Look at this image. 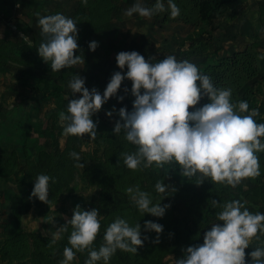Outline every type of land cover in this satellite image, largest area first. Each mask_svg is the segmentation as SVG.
<instances>
[{"label":"rangeland","instance_id":"rangeland-1","mask_svg":"<svg viewBox=\"0 0 264 264\" xmlns=\"http://www.w3.org/2000/svg\"><path fill=\"white\" fill-rule=\"evenodd\" d=\"M194 1H185L189 5V10L186 12L189 13L187 23L183 21L181 8L180 15L171 19L168 11L158 13L150 19L138 14L128 17L124 12L132 7L136 0H110L111 20L107 23L109 24L107 28L99 29V34L94 36L89 34L84 43H78L79 51L74 53L83 55L85 63L53 72L50 62L45 63L37 52L40 44L46 40L41 33L38 19L40 16L59 12L73 18L77 22V28H80L83 20L76 18V14L82 13L84 8H80L77 0H0V48H11L12 51H7L0 58V108H5L3 113H0V173H4L0 176V252L5 248L8 236L16 229L8 200L9 188L13 189L25 183L24 178L18 183L13 177L4 181L6 170H12L8 174L9 177L15 171H20L24 163L17 166L2 164H6L5 162L11 159L17 161L20 158L21 161L26 154L31 160L36 161L42 150L54 154L56 148H62L61 150L71 148L81 157H85L90 165H94L104 159L108 146L104 135L120 120L115 112H119L122 107L127 108L128 111L132 110L135 99L131 95L132 86L127 87L122 82L117 96L109 98L103 104L104 111L92 116L93 121L98 122L97 136L94 140L90 141L87 134L82 138L65 136L58 114L60 112L67 114L68 102L81 97L80 93L73 95L68 87L73 74H79L85 80V87L90 91L95 88L102 95L111 79L105 70L117 66L116 56L120 52H141L148 62L153 60V63L162 60L164 54L170 53L169 55H174L177 60H188L196 64L204 74L211 77L213 82L214 78L210 70L217 62L231 59L238 54H246L254 60L257 69V75L248 85L252 90L248 104L250 109H258L259 116L264 119V41L260 39L262 32L257 28L260 23L259 7L264 4V0H240L238 4L229 6L226 14L219 19L218 24L221 26H207L206 35L192 43L195 53L186 58L184 54L188 52L191 43H184L185 37L196 29L191 14ZM175 2L179 3V0ZM141 3L145 7H151L155 0H141ZM222 23L225 24L222 26ZM24 36H27V39H23ZM91 41L98 42L95 51L89 50L88 45ZM53 83L60 85L64 90L65 95L63 94L59 100L50 96L49 86ZM125 88L128 89L127 92L124 91ZM118 96H123L124 99L118 101ZM208 102L205 96L195 107ZM192 110L193 108L190 107L189 111ZM109 111H113L111 117L106 115ZM257 155L261 173L258 176V186L246 181L245 178L234 188L224 183L217 182V184L227 187V190L220 186L218 188L227 192L228 201L240 200L250 212L264 213V197L258 201L247 198L254 187L261 188L264 194V152ZM118 162L116 168L127 175L129 168L128 171H124L122 161L118 160ZM153 166L156 175L160 176L161 173L156 165ZM196 177L209 180L202 178L200 174ZM167 179L169 184L173 183V179ZM70 187L72 189L70 196L43 204L29 216H23L20 221L22 231L53 240V234L61 227V223H67L72 218L73 209L77 205L84 211L96 208L99 188L88 184L83 170H76ZM169 188L166 192L172 190L171 186ZM170 202L169 199L165 201L166 204ZM143 215L144 222L159 223L163 226V231L159 234L155 231L146 232L143 223L141 238L147 236L148 239L144 240L142 248L148 252L143 256L142 264H175L178 258L183 257L184 249L203 244L205 232L199 231L193 225L182 205L176 203L173 210L167 208L162 218L144 214L137 209V217ZM100 217L103 220L104 216L100 214ZM258 236L259 239L254 237L250 240L247 248L249 253L257 247H264V234L258 233ZM157 239L158 242H155ZM57 240L49 247L50 259L54 264H60L64 259V248ZM24 242L29 245V249L32 248L31 238H23L21 243ZM102 243L105 241L102 240ZM25 251L22 244L19 248L11 250V258ZM245 260L249 261L250 256L248 255ZM12 261L3 263L0 259V264H10ZM13 263L15 264L14 261ZM70 264H79L76 256Z\"/></svg>","mask_w":264,"mask_h":264},{"label":"clouds","instance_id":"clouds-1","mask_svg":"<svg viewBox=\"0 0 264 264\" xmlns=\"http://www.w3.org/2000/svg\"><path fill=\"white\" fill-rule=\"evenodd\" d=\"M86 5L88 0H81ZM170 12L171 18L180 15L175 0H155L151 7L142 5L141 0L125 10L124 15L141 17ZM38 25L46 37L37 49L42 60L49 64L53 72L63 68H72L84 64L83 55H75L78 48L77 22L62 13L40 16ZM23 39H27L24 36ZM89 50L95 51L98 42H89ZM117 66L127 72H115L103 94L93 88L85 87V80L79 74H73L68 87L72 94L80 93L79 99L68 102L67 114L60 112L59 120L65 136L82 138L87 134L91 140L97 136V123L92 116L97 113L109 98L117 96L122 81H132L131 95L135 97L132 110L122 107L115 123L113 134L121 131L125 139L137 146L133 153H122L124 165L131 170H142L155 164L163 168L165 164L175 162L181 175L192 178L200 174L214 182L231 187L239 185L244 178L260 176V164L257 153L264 152V123H257L258 109L249 110L247 101H232L231 88H217L211 77L204 74L198 66L188 60H177L168 55L153 63L145 60L137 51H124L116 56ZM128 91L127 88L124 90ZM208 103L195 107L204 97ZM67 99V97H66ZM118 101L124 99L117 97ZM192 107L193 110L189 111ZM115 111V108H113ZM113 111L106 113L111 117ZM247 113V114H242ZM76 161L75 166L83 168L79 153H69ZM55 179L47 174H38L35 178L31 197L48 203L49 182ZM204 179L196 184H201ZM157 193L170 189L163 181L155 184ZM137 209L155 217H163L170 205L161 206L160 201L153 203L151 194L140 187H128L125 190ZM213 204H219L213 200ZM210 230L204 233L203 244L189 246L183 250V257L175 264H264V247H257L245 260V249L252 238L259 239L264 234V213H252L240 200H232L220 205ZM144 216V215H143ZM99 210L92 208L84 211L77 205L70 220L53 234L51 243L61 238V233L72 226L68 237L70 247L64 248V259L60 264H70L76 252L88 250L85 264H109L116 251L122 250L137 254L147 236L141 238V225L131 226L128 221L116 217L105 229L103 243L99 249L92 247L101 229ZM144 231H163V226L153 221L144 222ZM158 242V239L157 241ZM75 250V251H74Z\"/></svg>","mask_w":264,"mask_h":264},{"label":"trees","instance_id":"trees-1","mask_svg":"<svg viewBox=\"0 0 264 264\" xmlns=\"http://www.w3.org/2000/svg\"><path fill=\"white\" fill-rule=\"evenodd\" d=\"M77 1L80 4V8H84L82 13L78 12L76 14V18H81L83 20V23L80 24V28H77V43L82 44L89 34H92V36L99 34V29L103 27L107 28L109 25L107 23H110L111 20L109 14L110 0H88L86 5L82 4L81 0ZM185 1L186 0H179V3L176 4L183 10V21L188 23L189 13L186 12L189 10V5H187ZM239 2L240 0L194 1L191 14L193 17L192 23L196 29L185 37L184 43H191L188 52L184 54L186 58H189L195 53L192 43L206 35L207 26H217L219 19L226 14L227 8ZM259 11L260 26L264 30V4L260 5ZM7 51H11V48H0V58L5 55ZM138 53L143 56L141 52ZM169 54H164L163 58ZM117 71H120L123 75L127 72V67L125 66V68L121 70L116 66L115 68L105 70L106 74L110 77ZM210 72L213 74V83L217 88L232 89V101L234 103L238 101L248 102L249 96L251 95L250 92L252 91L249 89L248 85L257 75L255 62L249 55L238 54L231 59H222L221 62L215 64ZM122 82L127 87L132 86V81L129 79H125ZM49 89L50 96L55 100H59L64 94L63 88L58 84H51ZM43 93H45V91H43ZM45 94L48 95V93ZM250 108L249 105V110H251ZM104 109L105 107L102 105L97 114H101ZM115 113L118 115V112ZM255 119L257 123H264V119L261 116H257ZM113 129L114 128H109L108 133L104 135V138L108 142V146L106 147L103 161L94 165H90L85 157L80 156L81 163L84 164V167H76V161L70 158L69 153L77 151L71 148L64 150H61L62 148H56L54 154H49L42 150L39 152L36 161L31 160L27 154L25 155V162L22 170L13 173V178L17 183L23 178L25 179V183L23 185H17V187L13 189L9 188L8 192L10 210L16 222V229L8 236L5 242V248L0 252V259L3 263L13 260L15 264H54L52 259H50L51 251H49L52 240L38 237L25 231L23 232L20 226V221L23 216H29L34 211L40 209L43 204H47L39 201L35 197H31L35 178L41 173L47 174L55 179V183L49 182V203L72 194L70 184L75 178L76 170H83L86 174L88 184L99 188L96 209L99 210V214L103 215L104 218L101 220L100 232L97 234L92 245V247L97 250L103 244L102 240L106 227L113 222L116 217L126 219L131 226H135L138 222L142 227L144 216L140 218L137 217V207L130 199V195L125 191L128 187L137 185L141 190L151 194L154 204L158 203L165 196L164 199L160 201L161 206L166 204V199L171 201L167 205H170L168 208L172 210L176 203L182 205L190 216L193 225L201 232L210 230L212 223H223L222 221H216V215L222 210L220 205L229 201L226 198L227 192H224V190L218 187H223L226 190L227 187L218 185L217 182L212 181L210 178L198 185L196 183H198L200 179L196 176L192 178L182 176V170L175 162L165 164L163 168L156 166L157 170L161 173L160 176H157L154 172L155 167L153 165L142 170L134 171L129 169L128 171V168L123 163L121 154L125 152L133 153L137 150V146L131 144L124 138L125 134L123 131H121L119 135H116L113 134ZM118 160L122 161V169L128 171L127 175L116 168V163H119ZM119 172H121V174H119ZM167 178L173 179V183L169 184ZM245 179L248 182H252L251 184L253 185H259L258 177ZM158 180L163 181L165 185L171 186L172 190L165 193H157L154 186ZM251 191V194L247 197L249 200L258 201L264 197L261 188L254 187ZM213 200L219 204L214 205ZM65 224V222L61 223V226ZM71 231L72 226L68 225L67 231L61 233V238L57 240L63 248L66 246L70 247L68 237ZM26 237L31 238L32 248L30 249L28 244L25 242L21 243V240ZM22 244L26 251L21 255H16V257L12 259L10 255L11 250L13 251V249L19 248ZM147 252L148 251L143 249L142 246L138 247L137 254L118 249L111 257L109 264H142L144 261L143 256H145ZM248 254L249 252L246 248L245 258ZM76 258L79 264H85V261L88 259V250L76 252ZM13 261L10 264H14ZM98 264H103V261H99Z\"/></svg>","mask_w":264,"mask_h":264},{"label":"crops","instance_id":"crops-1","mask_svg":"<svg viewBox=\"0 0 264 264\" xmlns=\"http://www.w3.org/2000/svg\"><path fill=\"white\" fill-rule=\"evenodd\" d=\"M223 24H225V23H222V26H223ZM218 26H221L220 24H217ZM258 31H261L262 32V34L260 35V39H262V41H264V30H262V28H261V26H260V23H259V25H258ZM249 30V29H248ZM247 30V31H248ZM0 141H1V138H0ZM20 159V158H19ZM19 159H17V161H12V159L11 160H9V161H6L5 163L6 164H2V165H11V166H14V165H16L17 166V164H19V165H22L24 162H25V157H23V158H21V161L19 160ZM18 160H19V162H18ZM23 168V167H22ZM22 168H20V170H22ZM8 169H10L9 167H8ZM19 169V168H18ZM12 170H6V173H5V177H4V181L5 180H8L9 178H11V177H13V174H11L9 177H8V174L11 172ZM3 173V172H2ZM2 173H0V176H3L2 175ZM4 174V173H3ZM5 183V182H4ZM6 184V183H5ZM10 184V183H9Z\"/></svg>","mask_w":264,"mask_h":264},{"label":"built area","instance_id":"built-area-1","mask_svg":"<svg viewBox=\"0 0 264 264\" xmlns=\"http://www.w3.org/2000/svg\"><path fill=\"white\" fill-rule=\"evenodd\" d=\"M5 110V108H0V113H3V111Z\"/></svg>","mask_w":264,"mask_h":264}]
</instances>
